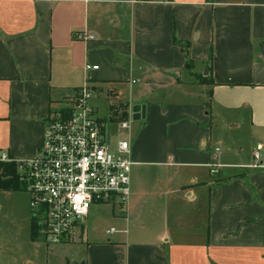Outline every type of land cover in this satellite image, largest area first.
<instances>
[{"label": "crops", "instance_id": "crops-1", "mask_svg": "<svg viewBox=\"0 0 264 264\" xmlns=\"http://www.w3.org/2000/svg\"><path fill=\"white\" fill-rule=\"evenodd\" d=\"M263 45L264 0H0V157L33 158L47 115L88 83L132 167L126 209L86 217L119 208L114 232L66 244L82 263L264 264Z\"/></svg>", "mask_w": 264, "mask_h": 264}, {"label": "built area", "instance_id": "built-area-1", "mask_svg": "<svg viewBox=\"0 0 264 264\" xmlns=\"http://www.w3.org/2000/svg\"><path fill=\"white\" fill-rule=\"evenodd\" d=\"M97 69V65H85L86 71ZM93 93L84 83L61 107L52 110L45 119L36 155L17 160L37 238L48 245L80 240L93 204L127 207L132 167L129 142L107 139L106 124L96 117L91 105ZM129 124V120L121 121L117 127L126 130ZM254 157L259 156L255 153ZM0 160L9 159L3 155ZM216 172L217 166L212 167L211 173Z\"/></svg>", "mask_w": 264, "mask_h": 264}, {"label": "rangeland", "instance_id": "rangeland-1", "mask_svg": "<svg viewBox=\"0 0 264 264\" xmlns=\"http://www.w3.org/2000/svg\"><path fill=\"white\" fill-rule=\"evenodd\" d=\"M93 103L97 116L106 118L109 111L107 100L94 98ZM115 139L113 138L112 141H115ZM113 208L111 205L102 206L100 209L102 214L93 217V220L90 215L89 220H86V228H95L97 233L100 234L101 230H110V227H115L111 224V219L108 216H112V213L118 216L120 209ZM94 218L96 221H94ZM30 228L29 194L25 190L16 192L0 191V264H23L24 260H32L36 264H68L71 261L83 264L82 247L48 245L38 238L37 243H35L31 239Z\"/></svg>", "mask_w": 264, "mask_h": 264}, {"label": "trees", "instance_id": "trees-1", "mask_svg": "<svg viewBox=\"0 0 264 264\" xmlns=\"http://www.w3.org/2000/svg\"><path fill=\"white\" fill-rule=\"evenodd\" d=\"M173 44L178 46L182 53L184 54L185 58L188 59V49H189V43L188 42H182L178 40L175 36L172 37ZM209 57H211V52L209 54ZM114 110V107L111 108ZM122 109L124 111L121 114L120 119H124L126 117V105L122 106ZM8 161H1L0 160V191L3 192H16V191H24V185L19 180V174H18V161L17 159L9 158ZM31 239L32 241L37 240L36 235V226L33 222H31Z\"/></svg>", "mask_w": 264, "mask_h": 264}, {"label": "water", "instance_id": "water-1", "mask_svg": "<svg viewBox=\"0 0 264 264\" xmlns=\"http://www.w3.org/2000/svg\"><path fill=\"white\" fill-rule=\"evenodd\" d=\"M264 46V45H263ZM262 56L264 57V51L261 49ZM145 105H134L131 107V119L138 121L145 117Z\"/></svg>", "mask_w": 264, "mask_h": 264}]
</instances>
